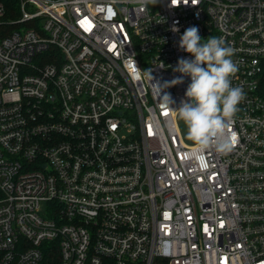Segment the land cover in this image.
I'll return each instance as SVG.
<instances>
[{
    "label": "built area",
    "instance_id": "built-area-1",
    "mask_svg": "<svg viewBox=\"0 0 264 264\" xmlns=\"http://www.w3.org/2000/svg\"><path fill=\"white\" fill-rule=\"evenodd\" d=\"M5 14L0 1V264H264V0ZM191 26L234 50L245 99L227 154L180 129L190 77L158 86L194 59L179 48Z\"/></svg>",
    "mask_w": 264,
    "mask_h": 264
},
{
    "label": "clouds",
    "instance_id": "clouds-1",
    "mask_svg": "<svg viewBox=\"0 0 264 264\" xmlns=\"http://www.w3.org/2000/svg\"><path fill=\"white\" fill-rule=\"evenodd\" d=\"M142 5L156 4L157 0H140ZM173 31L178 29L173 28ZM199 35L196 26L188 27L181 35L179 48L194 59L180 58L173 69L181 76L166 82L161 90L182 84L183 77L191 78L185 96L176 111L187 126V135L201 153L214 149L220 154L233 150L237 141L232 130L233 118L239 104L245 99L240 86H232L231 77L238 71L233 61L234 50L223 37L210 36L206 42ZM151 75V72H150ZM152 77V76H151ZM166 106L173 103L170 96L162 97Z\"/></svg>",
    "mask_w": 264,
    "mask_h": 264
},
{
    "label": "trees",
    "instance_id": "trees-1",
    "mask_svg": "<svg viewBox=\"0 0 264 264\" xmlns=\"http://www.w3.org/2000/svg\"><path fill=\"white\" fill-rule=\"evenodd\" d=\"M5 8H6V14L5 18H13L18 16V1L19 0H0ZM14 25L6 26V30L9 31L11 28H13ZM1 196V193H0ZM45 264H54L53 258L51 256L46 257V263Z\"/></svg>",
    "mask_w": 264,
    "mask_h": 264
},
{
    "label": "rangeland",
    "instance_id": "rangeland-1",
    "mask_svg": "<svg viewBox=\"0 0 264 264\" xmlns=\"http://www.w3.org/2000/svg\"><path fill=\"white\" fill-rule=\"evenodd\" d=\"M178 123H179V126H180V129L182 131V133L185 135V137H187V141L188 142H192V140H190L188 138V135H187V126L186 124L184 123V121L182 119L179 118V115H178Z\"/></svg>",
    "mask_w": 264,
    "mask_h": 264
}]
</instances>
